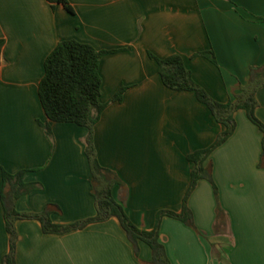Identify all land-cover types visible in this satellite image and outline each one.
I'll use <instances>...</instances> for the list:
<instances>
[{"label": "crops", "instance_id": "obj_1", "mask_svg": "<svg viewBox=\"0 0 264 264\" xmlns=\"http://www.w3.org/2000/svg\"><path fill=\"white\" fill-rule=\"evenodd\" d=\"M73 13L48 0H0V192L2 171H24L36 188L14 207L68 224L96 213L85 154L88 129L47 118L38 98L47 54L76 39L109 52L99 61L100 101L93 126L99 163L120 181L112 194L130 221L154 228L160 210L180 212L194 167L187 155L208 147L224 126L193 92L162 83L149 53H177L194 80L219 102L264 64V0H68ZM212 50L216 63L196 52ZM123 88L120 101L112 97ZM256 117L264 124V85L256 89ZM233 133L206 157L217 189L198 180L187 205L193 227L163 216L159 240L170 264H264L262 133L244 110ZM41 123L49 124L52 141ZM222 211L216 225L217 211ZM16 264H149L115 217L63 234L44 233L36 219H19ZM9 250L0 198V264Z\"/></svg>", "mask_w": 264, "mask_h": 264}, {"label": "trees", "instance_id": "obj_2", "mask_svg": "<svg viewBox=\"0 0 264 264\" xmlns=\"http://www.w3.org/2000/svg\"><path fill=\"white\" fill-rule=\"evenodd\" d=\"M50 3H60L73 13L68 0H48ZM107 50H97L91 44L76 39L59 41L47 54L43 62V76L38 84V98L40 104L51 121L74 123L86 127L85 154L87 156L90 174V190L95 200L96 213L94 216L68 224L54 223L50 219L53 211L52 204H47L39 213H21L14 207L15 200L23 193L34 190V184L23 182L24 171L8 173L2 171V189L0 198L3 205V217L6 230L9 234V250L2 257L1 264H16L15 252L17 233L15 222L19 219H36L40 222L44 233L63 234L72 230L82 229L92 222L105 221L111 217L118 219L121 227L138 255V243H146L151 249L149 264H170L164 245L159 240V225L163 216L178 219L189 226L193 225L192 213L187 205L190 193L194 190L198 180L206 179L213 187L215 195L217 189L213 182L211 170L203 165L206 157L217 146L222 144L234 131V113L242 109L247 118L258 127L262 133L261 153L259 166L264 167V124L256 117L255 109L258 102L255 97L256 89L264 85V64L251 67L249 81L233 99L219 102L212 98L207 91L193 78L191 71L185 66L183 58L173 53L160 58L149 53L156 60L158 73L164 86L175 91H190L196 99L203 103L211 112L214 120L224 126L214 141L206 148L196 150L187 155V159L194 164L190 173V180L182 199L180 212L160 210L156 214L154 228L144 230L133 224L123 207L112 194L114 185L120 181L113 173L103 167L97 157L93 143V126L99 120L105 103L100 101L101 77L99 61ZM203 56L213 63L216 58L213 51L196 52L194 56ZM123 88L112 97V101H120ZM46 136L52 141V132L49 124L41 123ZM222 211L218 209L216 225L221 224Z\"/></svg>", "mask_w": 264, "mask_h": 264}]
</instances>
